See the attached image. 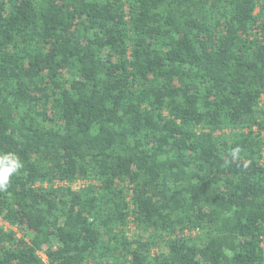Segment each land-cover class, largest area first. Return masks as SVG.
<instances>
[{
    "label": "trees",
    "instance_id": "obj_1",
    "mask_svg": "<svg viewBox=\"0 0 264 264\" xmlns=\"http://www.w3.org/2000/svg\"><path fill=\"white\" fill-rule=\"evenodd\" d=\"M9 152L0 264H264V0H0Z\"/></svg>",
    "mask_w": 264,
    "mask_h": 264
},
{
    "label": "clouds",
    "instance_id": "obj_2",
    "mask_svg": "<svg viewBox=\"0 0 264 264\" xmlns=\"http://www.w3.org/2000/svg\"><path fill=\"white\" fill-rule=\"evenodd\" d=\"M240 148L232 150V158L239 157ZM22 163L14 153L0 154V191L5 190L10 184V178L22 168Z\"/></svg>",
    "mask_w": 264,
    "mask_h": 264
},
{
    "label": "rangeland",
    "instance_id": "obj_3",
    "mask_svg": "<svg viewBox=\"0 0 264 264\" xmlns=\"http://www.w3.org/2000/svg\"><path fill=\"white\" fill-rule=\"evenodd\" d=\"M0 225L4 226L5 229H9V225L4 223L1 219H0ZM44 259L46 260V258L44 257Z\"/></svg>",
    "mask_w": 264,
    "mask_h": 264
}]
</instances>
